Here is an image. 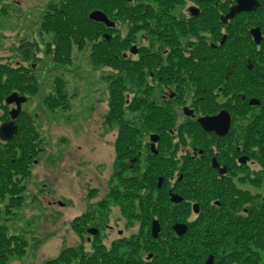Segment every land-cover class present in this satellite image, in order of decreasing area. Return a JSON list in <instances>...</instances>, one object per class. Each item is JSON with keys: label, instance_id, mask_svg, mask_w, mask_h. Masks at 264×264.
Instances as JSON below:
<instances>
[{"label": "flooded vegetation", "instance_id": "af4514ba", "mask_svg": "<svg viewBox=\"0 0 264 264\" xmlns=\"http://www.w3.org/2000/svg\"><path fill=\"white\" fill-rule=\"evenodd\" d=\"M134 1L126 0V3L120 4L117 10L124 9L131 13L143 8L151 11L154 9L151 5L142 3L138 6L131 5ZM169 1L172 16L168 14V7L161 13H165L163 16H166V20L170 17L171 23L164 24L159 29L163 30L160 33L165 39L163 46H168L170 50L159 54L155 61L144 53V49H148L144 43V45H134L129 50L130 55L125 53L123 56L132 67V70L129 69L132 72L131 83L136 84L137 89L132 96V104L138 105L137 107L152 108L148 117L156 126L150 128L154 134L150 135L149 140L151 141L152 137L158 138L155 150L151 148V141L150 149L145 153L137 151V155H134V152L130 154L126 152L123 155L126 157L129 154L127 157H131L128 159L129 164H122L125 168L128 165L131 168L139 165L141 158H145L150 164L148 173L144 175L146 183L143 182L142 186L150 188L154 179L152 186L156 187L153 191L156 198H153L152 192L147 190L149 192L145 195L149 196L147 198L152 204L148 206L146 196L139 197L146 228L141 234H132L130 237H127L125 231H117L110 225H106L103 229L89 228L86 230L89 234L87 242L91 243L96 237L102 238L104 233L106 240L116 234L119 239L114 240L116 243L112 242L113 247L117 249L119 246H127L130 251L126 260L128 263L125 261L122 264H206L210 256L213 257L215 264H232L233 250L227 251L219 258L216 253L205 250V243L219 248L227 243L230 244L232 239L235 244L245 243L244 238L236 239L238 233L243 235L245 231V222L239 218H244L240 212L245 202L243 192L247 193L246 189L238 185L241 186L239 181L242 178V171L252 173V167L256 166L254 158L257 152H261L264 148V57L257 55L256 58L234 59L229 58L228 53L235 47L246 53L247 49L252 50L254 46L258 47V52L261 53L260 48L264 40L256 45L252 31L260 29L263 34L261 21L264 22V0H256L260 6L255 11L236 12L227 22H223V19L231 15L230 12L238 5V0ZM136 14L139 15L141 12ZM143 15H146V12H143ZM107 17L114 23V26L109 27L108 30L115 34L118 30L114 20L116 17ZM201 32L204 36L198 35ZM109 36L111 37L108 42L112 44L115 38L110 33ZM213 36L216 38V43ZM100 42L101 40L98 39V44ZM31 43L25 44L23 49L25 54L22 55L33 62L30 66L18 62L14 68L18 71L17 76H21L15 80L19 87L17 91L13 90L11 93L8 90L9 81L1 84L3 87L0 95V128L3 124L12 122V112L18 109L19 102H21L20 114L14 120L19 132L22 123L27 124L30 129L31 125H37L42 120L41 113L37 110L43 109L37 108L36 97L29 90L33 79H39L41 69L36 47ZM114 44L112 49L116 51L113 48ZM164 59L165 64L162 61ZM156 91H159L157 95ZM12 94H18V98H15V102L10 105L7 100ZM139 95L157 96V98L149 101V97L146 99L141 97V99ZM225 97L227 98L225 103L215 101ZM251 101L256 104H251ZM175 104H181V114L187 119L181 121L178 126H181L182 131L187 129L186 131L194 136L196 142H199L193 147L187 145L189 147L181 148V155L186 163L179 178L171 168V164H175L170 161L171 156L163 152L167 149V144L165 149L161 146L165 137L172 142L173 137L179 133L175 122L178 111L172 108ZM222 114L224 116L213 122L211 128L203 127L201 121L204 118L215 119ZM30 133L34 136L32 132ZM13 142V139L4 141L0 136V146L6 147L5 154L0 155V165L2 164L0 177L3 178L0 179V222L4 216L2 209L5 200L7 205L4 213L7 217L14 220L20 216L15 210L21 207L19 203L21 195L18 194L17 189L19 187L20 190H25L21 188V180L18 183L14 176L16 160L13 158ZM206 145H215L216 150ZM29 161L24 158L21 165L24 170L32 171ZM162 162L168 165L167 172L159 170L160 164L163 165ZM38 163L36 160L34 165ZM21 173L24 174L25 171ZM25 178H23L27 183L25 187L30 188V191H32V180L40 184V189L48 190L49 185L45 183L46 179L41 180L42 176L29 175ZM123 181L128 184L129 178ZM25 182L22 185H25ZM36 184L33 186L35 189ZM36 194L39 192L36 191ZM49 196L46 197L44 191L39 195L43 211L50 210L56 205L64 206L63 201H52ZM174 196H178L182 201L176 202ZM152 210L156 211L159 217L152 216ZM243 213H247L246 208L243 209ZM191 217L195 218V221L189 219ZM179 218L185 220H178ZM154 223L159 227L157 236L153 229ZM176 225L187 226L186 234L179 235L175 230ZM5 228L6 233L9 232L3 225L0 226V231ZM193 242L197 243V246L188 248ZM117 261L123 260L119 257Z\"/></svg>", "mask_w": 264, "mask_h": 264}, {"label": "rangeland", "instance_id": "374dc122", "mask_svg": "<svg viewBox=\"0 0 264 264\" xmlns=\"http://www.w3.org/2000/svg\"><path fill=\"white\" fill-rule=\"evenodd\" d=\"M76 1L79 2L78 8L82 11L80 0ZM92 1L94 6L88 9V13L100 10L111 18L116 17L114 20L118 30L115 34L108 32L115 38L112 40V44L115 43L113 48L117 50L115 52L111 43L110 49L104 45L100 46L98 37H96L85 39L84 45L83 40L70 39V55L64 53V50L61 55H55L60 37L45 29V20H47L46 17L52 19L53 16H58L56 14L62 8L61 6L65 3L68 4L70 0H0V95L3 87L1 84L9 81L10 85L12 76H16L12 79L21 78L20 75L14 74L17 72L14 69L17 63H25L30 66L33 62L22 55L25 54L23 49L26 43L32 42L31 44L36 47V55L40 58L38 62L41 67L39 79L32 80L33 84L29 90L36 97L37 108L43 109L37 110L41 113L42 120L39 124L30 126V129L27 124H21L22 129H28L27 131L32 132L34 136L31 137L29 143L27 141L23 148H21V140L27 136L21 135L22 132H19L15 138H18L16 142L14 139L13 158L16 160L14 176L18 183L21 180L23 184L26 181L23 178L29 175L32 177L40 175L42 176L41 180L46 179L45 183L49 185L48 190L40 189V184H36V181L32 180L31 190L34 191L33 186L36 184L35 190L39 194H36V191L30 194L32 193L30 188L25 187L27 183L21 184V188H25V190H20L19 187L17 189L18 194L21 195V202H19L21 207L15 209L20 216L14 220L4 213L7 203L6 200L3 202L2 212L4 214L2 213V215L4 216L0 224L8 228L7 236H17L26 248L23 256L10 258L8 264H52L66 249H77L80 251V256L82 254L92 256L100 252L98 255L100 264H104L103 260L106 256L103 254L112 255L113 253L114 256L123 260L116 262L122 264L128 259L127 255L130 254V251L127 246H119L117 249L113 247L112 242L119 239L116 234L106 240L104 233L102 238L96 237L91 243H88L89 234L86 233V230L95 227L103 229L106 225H110L117 231H125L127 237L132 234H141V231L146 228V221L143 219L139 197L146 196L145 194L151 191L152 197L156 198V194L153 193L156 187L152 186L155 182L154 179L150 188L142 186L146 181L144 175L148 173L150 166L145 158L139 159V165L132 168L129 167L130 165L127 168L122 165L123 163L129 164L128 159L131 157L127 156L130 152L137 155V151L141 153L148 151L151 142L150 135L154 134L151 127H146V119H144L148 116L151 107L130 105L132 96L137 89L136 84L131 83L132 67L129 64L125 65L122 60L125 53L130 55L129 50L134 45L139 46L145 43L148 49H144V53H147L155 61L159 54L170 50L168 46H163L165 39L161 36L160 33L163 30L159 27L171 23V18L166 20V16H163L165 13H161L168 7V14L172 16L171 4L169 0H135L131 5L138 6L142 3L151 5L154 9L151 11L148 8H143L128 13L124 9L117 10L120 4L126 3V0ZM182 9L184 10L183 7ZM137 12H141V14L138 15ZM143 12H146V15L142 16ZM100 32L101 30L98 29L96 35ZM198 35L204 36V33L201 32ZM213 37L214 43H216V38ZM99 39L104 40L103 34ZM109 51L111 56L106 59L107 62L99 64L95 62L99 60L100 53ZM162 61L163 64L166 63L165 59ZM130 68L131 70H129ZM16 87L19 88L15 84L12 87L13 90L17 91ZM113 89L117 95L119 93L124 97L126 104L129 101L127 104L129 106L125 105L129 108L124 106L123 116L113 115L116 118L110 120L108 115ZM157 93L159 91L155 92L156 95ZM61 96H64L66 100H62ZM139 96L143 99L149 97L148 95ZM155 98L157 96L149 97L148 100ZM49 100L59 102L60 105L55 109L49 108L47 105ZM215 101L225 103L227 98H218ZM181 107V104H175L172 107L174 111H178L175 116L176 129L179 130L178 135L173 137L172 142L168 137H165L164 143L161 145L165 149V144H167V149H165L167 152L165 150L163 152L171 156L170 161L175 163L171 164V168L177 174V178L182 174L181 170L186 163L181 155V148L193 147L199 143L196 142L194 136L192 137L186 131L187 129L182 131L181 126H178L181 121L187 120L181 114ZM123 123H128L131 127L139 126L141 132L137 137L140 138V144L137 149L121 150L118 153L116 142L120 135V127L124 126ZM147 125L156 126L151 122ZM32 143L36 146L35 148ZM206 146L216 150L215 145ZM5 149V146H0V155L5 154ZM38 149L42 152H39ZM262 149L261 152H257L256 157L254 156L256 166L252 167V173L242 171V178L239 181L241 186H238L247 190V193L243 192L245 202L242 204L243 208L240 212V215L244 217H247L246 213H243L244 208L247 210L254 207L258 209L263 202V199L259 198L261 195L264 196V163L259 159L264 154V148ZM126 152L129 154L125 157L123 155ZM24 158L30 160L32 171H27L26 168L24 170L21 162H17L18 159L24 160ZM36 160L39 163L35 166ZM162 164H160L159 170L167 172L168 165L163 162ZM24 171L25 173L22 174L21 172ZM127 178H129L128 184L123 181ZM0 179L3 178L0 177ZM41 190L44 191L46 197L50 194L49 197L52 201H63L64 206L56 205L50 210L43 211V205L39 202V195L43 193ZM135 191H140L136 197L132 195V192ZM246 195L253 197L249 198ZM147 197L149 196L145 198ZM147 199V205L151 206L149 198ZM24 213L26 215H23ZM151 215L159 217L158 213L153 210ZM189 219L195 221L193 217ZM178 220L185 219L179 218ZM74 225H78L79 231ZM236 236V239L244 238V244L253 243L251 232L249 233L246 227L243 235L238 233ZM241 246L235 244L232 239L230 244L227 243L218 250L217 255L220 258L232 249L233 252H237ZM252 247L251 249L255 251V248ZM233 252L232 257L233 254H237ZM244 252L243 248L241 254L247 256V253ZM257 252L259 261L264 263V251L258 249ZM77 260L75 259L72 264H76ZM233 263L240 264L239 261L232 259Z\"/></svg>", "mask_w": 264, "mask_h": 264}, {"label": "trees", "instance_id": "16d2710c", "mask_svg": "<svg viewBox=\"0 0 264 264\" xmlns=\"http://www.w3.org/2000/svg\"><path fill=\"white\" fill-rule=\"evenodd\" d=\"M80 4L82 7V11L80 10V8H78L79 2H77L76 0H74V1L70 0V2L68 4L65 3V4H63V6H61L62 8H60L59 12L56 14L58 16H53L52 19H49L48 17H46L47 20H45L46 22L44 24L45 29L47 31L54 32V33L58 34L60 37L59 38L60 42H58V48H57V51L55 52V55H57V56L61 55L63 50H64V53L70 55V48H69L70 47V43H69L70 39L83 40L82 43L84 45V43H86V42H84L85 39H87V38L93 39L96 37H98V39H99L102 36V34H108V32H109V30L105 29L102 24L95 23L91 19H89V14L92 11L90 13H88L87 11L91 6H94L92 0H80ZM98 29L101 30V32L96 35V33H98ZM261 29H262V32L264 34V22L263 21H261ZM104 30H105V32H103ZM99 44H100V46L101 45L107 46L109 49L111 46V44L106 40H101V42ZM260 50H261V53L258 52V47L254 46L252 48V50L247 49V52L243 53L241 50H239L238 47H235V49H233V51H229L228 56H229V58H234V59L240 58V57L256 58L257 55L264 57V41L261 44ZM110 56H111L110 51L100 53L98 55L99 60H97L95 62L97 64H99L101 62H107L106 59ZM122 62L125 65L128 64L127 61H125L124 59L122 60ZM15 71H17V70H15ZM17 73H18V71L14 72V74H16V75H17ZM15 77L16 76H12L10 78L11 82L9 85V91H11V92L13 91L12 87L16 84V82H15L16 79H12ZM59 87L60 86L58 83V88ZM15 89H18V88L16 87ZM116 96H118L119 98H117ZM61 97L63 98L62 100H66L64 96H61ZM127 104H126L124 97L120 96L119 93L117 95L116 91L113 89L112 90V100H111L110 106H109L110 113L108 115V118H111L110 120H112L113 118H116V117H113V115L123 116V110L125 109L124 106ZM47 105L49 106V108L55 109L56 106L60 105V103L59 102L57 103L54 100H49ZM130 105H132V102H130ZM127 106H129V105H127ZM127 106H125V107L129 108ZM145 119H146V127H148V128L152 127V126L147 125V124H150V122H151L150 118L147 116ZM123 124L125 127L124 126L120 127V135H119L117 142H116L117 143L116 148H117L118 153L121 150L126 151V150H134V148L137 149L138 144H140L139 143L140 138L137 137L139 132H141V130L139 129V126L131 127L128 123H123ZM21 129H22V127H20V133L22 132L21 135L27 136V137H24L23 140H21L22 143L25 142L24 144L21 143L22 147L21 146L20 147L23 148V147H25L24 145L27 143V141H28V143L30 142L32 135L30 132L27 131L28 129L27 130L26 129L21 130ZM145 129H147V128H145ZM17 139H15V142L17 141ZM259 159L262 161V163H264V154ZM21 161H22V159H18L17 162H21ZM139 192L140 191L132 192V195H134L136 197V195H138ZM139 196H137V197H139ZM127 197H128V195H127ZM259 198H262L263 202L259 205L258 209L254 207L251 210H247V213H246L247 217H244L242 219L239 218L240 220L245 222L246 230L249 233L251 232V238L253 239L252 244H250V243L249 244H243L241 246L242 249L240 248V249H238L237 252H233V253H237L235 255L233 254V261H239L240 264H264L263 262L259 261L258 252H257L258 249H262L264 251V196L261 195V196H259ZM77 226L78 225H76L75 228H77ZM77 230L79 231L78 228H77ZM7 233H6V228L1 229V231H0V264H8V262H10V258L17 257V256L20 257V256H23L25 254L24 251L26 248H25V244H23L22 240H20L17 236H7ZM186 245H187V243H186ZM190 246L194 248L197 246V243H194V242L191 243L190 245H188V248H190ZM223 246L224 245H222L221 247H223ZM251 247L255 248V251L252 250ZM243 248L245 250L244 253H247V256L241 254V251L243 250ZM219 249H221V248L213 247V245H210V244L208 245L205 243V250L207 252L210 251V252H214V253L218 254L217 251ZM79 252L80 251L77 249H66L57 258L58 260H56L52 264H72V262L75 259H78L76 264H100V260L98 257V255H100V252H98L96 255H92V256H85L83 254L80 256ZM112 255H113V253H112ZM112 255H110L109 253L103 254V256H106L105 259L103 260V263L104 264H118L116 262L118 257L114 256V255L112 256ZM83 256H85V257H83ZM126 262L128 263V261H126ZM119 264H121V263H119Z\"/></svg>", "mask_w": 264, "mask_h": 264}, {"label": "water", "instance_id": "95a60500", "mask_svg": "<svg viewBox=\"0 0 264 264\" xmlns=\"http://www.w3.org/2000/svg\"><path fill=\"white\" fill-rule=\"evenodd\" d=\"M128 1H131V0H128ZM238 2H239L238 5L231 10V12H230L231 15L225 17L223 19V22H227V20L233 18V15H235L236 12L244 11V10L255 11L260 6V3L256 0H238ZM89 19H91L95 23L104 24L107 28L114 26V23L111 22L110 18H108L105 15V13H103L100 10L92 12L89 15ZM252 35L254 36L256 45L262 43L264 38H263V34L261 33L260 29H256V30L252 31ZM110 37L111 36L104 35V38L107 41H110ZM15 98H18V94H12L10 96V98L7 100V102L11 105L15 102ZM251 104H256V103L251 101ZM20 105H21V102L18 103V109L12 112L13 120H15L17 118V116L20 114L19 113L20 112ZM222 116H224V115L222 114L220 117H215V119L214 118H204V120H202L201 123H202L203 127L211 128V125L214 124L213 122H217L218 119L221 118ZM17 132H18V127L14 123V121H12L9 124H3V126H1V128H0V136H1L2 140H4V141H11L15 137ZM151 141H153L152 150H155V143L158 142V138L152 137ZM160 185H161V181L159 182V186ZM174 198H175L176 202L180 203L182 201V199L179 198L178 196H174ZM153 229L155 231V236H157V232L159 230L157 223H154ZM175 230H177L179 235H185L187 232V226L176 225ZM91 232H93V231H91ZM96 233H97V231L94 232L95 235H96ZM206 264H215L212 256H210V258L206 261Z\"/></svg>", "mask_w": 264, "mask_h": 264}]
</instances>
